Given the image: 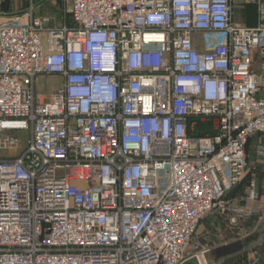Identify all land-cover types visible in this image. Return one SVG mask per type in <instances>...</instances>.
I'll return each instance as SVG.
<instances>
[{
    "label": "built area",
    "instance_id": "1",
    "mask_svg": "<svg viewBox=\"0 0 264 264\" xmlns=\"http://www.w3.org/2000/svg\"><path fill=\"white\" fill-rule=\"evenodd\" d=\"M59 27L0 0V264H183L210 212L259 211L229 193L264 136V4L59 0ZM38 76H59L48 97ZM264 166V145L254 150Z\"/></svg>",
    "mask_w": 264,
    "mask_h": 264
},
{
    "label": "crops",
    "instance_id": "2",
    "mask_svg": "<svg viewBox=\"0 0 264 264\" xmlns=\"http://www.w3.org/2000/svg\"><path fill=\"white\" fill-rule=\"evenodd\" d=\"M256 1H260L264 4V0H232L233 21L242 27H256L258 25ZM3 11L7 15L13 16L31 11L34 15L48 20V25L50 27H59L64 19V13L60 8L59 0H3ZM253 71L258 77L259 84L263 85L264 76L257 54L254 55ZM53 77L56 79L58 86L62 84L61 77ZM259 144L264 145V136L257 135L250 139L247 147V174L228 195V198L233 200L235 205L244 207L250 206L252 200L250 199L248 186L251 182L252 174H254L257 204L259 206L258 213L238 219L235 224H230L229 215L222 216L218 212H215L208 219V226L212 233L216 235L217 243L212 246L207 245V249H203L201 252L221 246L225 243L237 241L253 233L258 226L264 223V166L257 164L256 157L254 156V150ZM216 264H264V236L259 242L247 250L219 260Z\"/></svg>",
    "mask_w": 264,
    "mask_h": 264
},
{
    "label": "rangeland",
    "instance_id": "3",
    "mask_svg": "<svg viewBox=\"0 0 264 264\" xmlns=\"http://www.w3.org/2000/svg\"><path fill=\"white\" fill-rule=\"evenodd\" d=\"M47 27H49V25H47ZM256 54L260 59L259 53ZM57 87V81L53 76H38L36 78V91L37 93L43 94L44 97H48L49 95H51ZM17 136L20 140L17 147L12 150H2L0 152L1 157H18L24 152V150L27 148V142L30 137L29 132H18ZM214 213L215 212L208 213L199 223L194 237L187 246L185 259L194 256L195 254L201 252L203 249H207V245L212 246L213 244L217 243L216 235L212 233L210 227L208 226V219Z\"/></svg>",
    "mask_w": 264,
    "mask_h": 264
},
{
    "label": "water",
    "instance_id": "4",
    "mask_svg": "<svg viewBox=\"0 0 264 264\" xmlns=\"http://www.w3.org/2000/svg\"><path fill=\"white\" fill-rule=\"evenodd\" d=\"M264 236V223L257 227V229L231 243H225L221 246L206 250L194 255L186 260L183 264H216L219 260L239 254L248 248L255 245Z\"/></svg>",
    "mask_w": 264,
    "mask_h": 264
}]
</instances>
